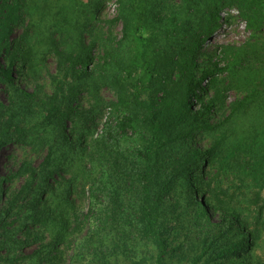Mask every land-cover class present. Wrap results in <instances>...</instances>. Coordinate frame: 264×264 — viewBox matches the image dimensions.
I'll return each instance as SVG.
<instances>
[{
	"label": "trees",
	"instance_id": "1",
	"mask_svg": "<svg viewBox=\"0 0 264 264\" xmlns=\"http://www.w3.org/2000/svg\"><path fill=\"white\" fill-rule=\"evenodd\" d=\"M172 1L179 10L160 22L161 31L157 39L169 57L168 66L163 68L156 61L155 55L150 58V54L138 49V44L140 49L146 46L139 28L148 25L157 27L155 14L170 7ZM177 1L179 2L119 0L116 19L122 22L125 33L122 42L134 30L136 40L133 38L136 44L138 42L137 53L130 57L129 66L140 69L141 75L135 80L126 78V82L130 81L128 86L131 90H125L124 86L120 90L111 86L116 102L110 104L108 118L97 138L92 136L97 132L105 109L101 106V90L98 87L96 90H85V83L76 82L83 73L88 78L91 77V72L83 70V67L89 65L92 53L91 46L85 42L83 31H74L75 34L65 36L62 30L58 38L50 32L34 30L35 24L24 20L23 32L11 47L9 36L15 31L14 25L11 22L4 23V30H0V59H4L3 64L0 60V84L7 90H12L14 101L19 100V103L28 107L33 103L39 105L47 117H53L57 123V140L67 144L70 152L79 153L81 158H85L87 162L82 161L83 164L90 163L94 167L99 163L102 169L109 171L106 175L107 183L91 184L90 193L95 205L99 202L112 203L105 204L102 213H91V219L98 225L96 227L105 226L108 220L116 222L118 217L122 224L132 226L142 239L156 249L155 264H166L168 249L163 238L165 229L161 222V205L170 189L178 183L193 190L198 196L199 200H195L198 210L194 222H202L196 225H222V228L227 227L226 232L234 229L246 231L245 221L239 212H229L230 219L223 216L221 219L224 224H213L206 211L207 205L215 208L217 204L214 198L208 196L215 175L211 176L209 173L213 166L211 158H205L206 154L195 146L193 138L199 129L206 131L213 128L209 120L202 121V117L217 105L223 107L227 101V93L231 90L224 82L214 90L212 76L230 72L232 66L225 48L217 61L212 62L210 59L203 68H199L198 58L201 47L220 28L219 20L225 8L238 12L247 31H259L264 27V0ZM64 37L67 47L62 46ZM24 39H30L34 44L44 39L52 42L51 51L56 66L59 71H65L63 75L67 79V90H57L52 95H47L40 87L34 86L35 90L29 93L14 82L11 67L15 63L19 65L21 61L19 40ZM223 61L226 62V67L220 68ZM93 85L97 86L99 83L94 82ZM246 91L248 98V95L257 94L258 90ZM88 99L92 102L85 108L83 104ZM194 102L201 108L200 113L192 109ZM244 103V100L238 105L233 103L232 109L244 106ZM77 119H81L80 123H83L84 128L73 134L69 123H74ZM5 131L0 121V151L5 144L14 141L12 137L9 140L4 138ZM15 132L20 130L16 129ZM135 134L143 138L140 144L133 141ZM24 167L22 165L10 177L0 179L1 198L2 194L8 193L3 188V183L29 173V180L17 192L10 197L8 195L7 203L0 210V253H5L0 255V264H63L60 247L69 235L70 224L64 216L68 211H74L75 202L85 197L87 176L78 173L71 176L72 169L63 162L55 169L47 170L43 166L45 172L42 175L31 165L26 164V169ZM118 196L128 198L126 216L133 214L135 225L120 216L124 210L122 202L117 201ZM50 199L56 200L53 207L48 205ZM215 211L224 213L217 207ZM51 228H56L55 233L49 242H44L45 235ZM252 243L250 236H243L223 248L221 253L216 252L220 253L217 257L225 260L246 255L250 258ZM32 246L36 248L25 253V248Z\"/></svg>",
	"mask_w": 264,
	"mask_h": 264
},
{
	"label": "rangeland",
	"instance_id": "2",
	"mask_svg": "<svg viewBox=\"0 0 264 264\" xmlns=\"http://www.w3.org/2000/svg\"><path fill=\"white\" fill-rule=\"evenodd\" d=\"M172 5L155 14L157 27L148 25L139 28L146 46L140 49L137 42L138 49L146 51L150 58L155 55L163 68L168 66L169 57L157 39L161 31L160 22L179 10L176 4ZM119 7V0H0V30H4V23L10 22L15 28L9 36L11 47L23 32L24 20L35 24L34 30L50 32L58 38L62 30L65 36L83 31L85 42L92 48L89 65L83 70L91 72V77L83 73L76 82L85 83V90H96L98 87L101 90L100 99L103 100L101 106L105 108L104 117L99 121L93 138L101 134L110 104L116 102L111 86L119 90L124 86L125 90H131L128 86L130 81L126 82V78L135 80L141 75L140 69L129 66L130 57L137 53L135 30L130 31V37L122 42L125 33L122 22L116 19ZM219 24L220 28L201 47L198 63L199 68H203L210 59L212 62L217 61L225 48L232 69L223 75L217 73L212 76L213 89L224 82L231 91L227 93L223 107L217 105L202 117V121L209 120L213 128L206 131L199 129L194 133L193 140L195 146L206 154L205 158H211L213 166L209 173L215 176L208 196L214 198L216 207L224 212H217L216 207L207 205L211 223L224 224L221 218L226 216V219H230L228 213L235 210L245 221L246 231L234 229L226 232L227 227L222 228V225H196L202 222H194L198 210L195 200L198 196L178 183L170 189L161 205V222L165 229L163 238L168 249L166 264H264V27L259 31L245 30L238 12L229 8L221 12ZM19 41L22 57L19 65L15 63L11 67L14 82L29 93L35 90L34 86L40 87L47 95L57 90H67V79L63 75L65 71H59L56 66L51 51L52 42L49 39L39 40L37 44L30 42V39ZM62 42V46L67 47L65 37ZM0 60L3 64L4 59ZM225 63H220V68L226 67ZM94 82L99 85L94 86ZM246 90L258 91L247 98ZM243 100L244 106L232 109L233 103L238 105ZM91 102L88 99L83 106L86 108ZM20 103L19 100L14 101L12 90L0 84V121L3 130H6L4 138H14L13 143L8 142L0 151V179L10 177L22 165H25L24 169L26 164L31 165L42 175L45 172L43 166L47 170L55 169L62 162L72 169L71 176L77 173L87 176L85 197L75 202V212L71 211L73 214L68 211L64 216L70 224L69 235L60 247L63 264H155L156 249L142 239L132 226L122 224L118 217L116 222L108 220L105 226L96 227L98 225L91 219V213H102L105 204L112 203L99 202L95 205L90 193L91 184L107 183L109 171L102 169L99 163L94 167L90 163L83 164L82 161L87 162L85 158H81L79 153L70 152L67 144L57 140V123L53 117H47L39 105L33 103L28 107ZM192 109L201 112L195 102ZM80 120L69 123L73 134L84 128ZM16 129L20 132H15ZM134 136L133 141L140 144L143 138L139 134ZM27 180L29 173H24L2 184L8 193L1 195L0 210L7 203L8 195L10 197L17 192ZM50 200L48 205L53 207L56 200ZM117 201L122 202L124 210L120 216L135 225L134 215L126 216L128 198L118 196ZM55 230L51 228V231H47L44 242L51 240ZM243 236H250L253 240L250 258L246 255L225 260L217 257L223 248ZM34 248H25V253L32 252ZM4 254V251L0 253L1 256Z\"/></svg>",
	"mask_w": 264,
	"mask_h": 264
}]
</instances>
